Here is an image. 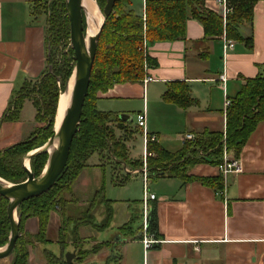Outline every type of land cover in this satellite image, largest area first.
I'll return each instance as SVG.
<instances>
[{
  "label": "crops",
  "instance_id": "crops-1",
  "mask_svg": "<svg viewBox=\"0 0 264 264\" xmlns=\"http://www.w3.org/2000/svg\"><path fill=\"white\" fill-rule=\"evenodd\" d=\"M202 1L207 9L220 14L217 0ZM34 2L0 0V151L26 140L38 126L34 118L36 110L28 99L23 101L17 120L1 122L13 93L25 82L36 81L46 69V15L35 10ZM143 8L144 0H141L133 10L141 15ZM240 33L246 37L248 27L241 26ZM252 39L251 48L244 41H235L233 48L224 52L223 35L205 36L202 25L189 14L184 39L147 46L156 63L147 70V75L154 78L147 85H158L157 97L161 100L167 82L183 80L189 85L191 98L196 100L195 104L181 108L162 99L164 103L158 105L156 114L176 131L170 139L163 133L164 125H155L151 114L147 119L149 88L146 91L142 82L114 84L99 92L96 107L104 112L127 114L126 101H141L142 109L135 114L144 113L147 132L171 152L181 148L185 133L222 131L225 98L234 96L246 78L264 75V0L257 1L253 7ZM222 74L226 78L224 83L219 79ZM25 112L29 116L23 119ZM174 116L177 119L173 121ZM236 158L242 172L224 177L223 195L199 181L183 182L177 177L154 179V191L150 193L154 199L147 206L156 208L157 238L135 229L129 222V231L139 238H129L120 229L104 235L103 228L95 227L100 224L95 223L96 219L103 215L99 213L101 216L95 218V209H91L90 222L78 226L71 223L66 229L71 237L66 233L67 240L61 244L58 242L61 219L56 211H51L45 244H55L56 250L52 252L44 243L35 242L28 248V264H36L38 255L45 257L41 264H47L48 252L53 256L63 255L65 260V251L75 253L72 264H264V121L257 124ZM98 161L99 157L97 161H88L84 169L99 166ZM83 171L74 184V196L79 199L75 206L86 205L88 201L81 199L88 195L87 190L79 187ZM134 174L130 176H137ZM187 174L219 176L216 165L210 163L197 164ZM126 208L129 212L132 209L128 205ZM138 212L143 219V202ZM86 225L92 227L88 230ZM38 229L36 217L24 221V230L29 234L35 235ZM145 236L153 240L148 247L143 242ZM77 247L85 252L91 247L98 251L78 261ZM8 257L0 259V264H10L12 260Z\"/></svg>",
  "mask_w": 264,
  "mask_h": 264
},
{
  "label": "trees",
  "instance_id": "trees-1",
  "mask_svg": "<svg viewBox=\"0 0 264 264\" xmlns=\"http://www.w3.org/2000/svg\"><path fill=\"white\" fill-rule=\"evenodd\" d=\"M95 1L102 11L106 0ZM257 1L259 0H226L231 12L223 20L220 14L207 9L202 0H144L141 15L131 8L130 0H115L112 12L104 20L99 32L80 124L72 140L66 165L46 193L18 206L16 211L20 218L19 235L11 253L10 264H28V246H33L34 240L24 239L22 233L27 218L38 219L39 229L34 237L39 243L47 241L49 214L56 206L59 207L61 219L58 236V242L61 244L67 240L66 229L71 223L78 226L85 221L90 222L91 209L98 201L96 197L88 202L85 211L78 216L73 215L69 209L79 201L73 194V186L94 154L98 155L100 160L114 161L115 166L112 167V171L119 184L125 183L131 176L130 172L119 175L117 166L123 170L124 168L131 171L138 170L140 173L145 166L146 183L149 178L177 177L183 182L199 181L215 190L222 189V177L193 176L188 175L187 171L200 163L217 165L221 162L223 148L233 157L239 156L257 124L264 121L263 74L246 78L237 93L227 98L229 104L223 112L225 123L222 131L203 130L194 134L193 140L182 141L181 148L173 152L163 148L157 141H148L145 156L141 159H130L128 155L125 143L137 132L136 128H130V119L124 120L121 119V114L98 110L96 100L99 92H105L114 84L142 82L147 70L156 65L148 54L147 46L158 41L173 42L184 39L189 14L202 25L205 36L225 35L233 41H244L251 48L253 7ZM47 2L46 7L40 10L46 15V69L36 81L25 82L13 93L1 120V122L17 120L23 101L28 99L36 110L35 121L40 124V127L37 126L26 140L0 151V177L11 183H20L26 179V170L22 165L23 156L43 145L51 136L58 97L64 92L74 66L71 47L57 58L58 42L70 39L65 0ZM244 25L249 31L246 37L240 33V27ZM83 26L85 27L84 20ZM162 99L181 108L196 103V100L190 96L189 85L183 80L167 82ZM116 130L121 134L117 135ZM47 157L46 153H39L30 158L29 167L35 176L42 171ZM7 205L8 200L0 196V247L7 243L10 234ZM148 213L146 233L157 238V214L154 205L150 207ZM110 216L107 214L95 227L102 229L108 226ZM86 217L89 219L86 220ZM120 230L129 238L140 237L129 231V224L120 227ZM97 251L98 249L93 248L83 253L87 256ZM47 255L52 254L48 252ZM46 259L49 264L50 259L48 257ZM80 260L79 257L78 261Z\"/></svg>",
  "mask_w": 264,
  "mask_h": 264
},
{
  "label": "water",
  "instance_id": "water-1",
  "mask_svg": "<svg viewBox=\"0 0 264 264\" xmlns=\"http://www.w3.org/2000/svg\"><path fill=\"white\" fill-rule=\"evenodd\" d=\"M101 21L96 26V31L87 35L89 21L93 19L87 8L85 0H65L66 14L70 28V46L73 50L74 66L68 79L64 92L68 100L62 111L61 118L56 126L57 108L54 117L52 134L47 141L23 156L22 165L26 170V179L20 183H11L0 177V196L8 200L7 215L10 222V234L7 243L0 249V259L11 255L19 235V215L17 208L23 202L46 193L55 183L63 171L70 146L78 131L84 99L87 94L90 73L97 49L99 32L104 20L110 16L115 0H106L101 11L93 0ZM83 20L85 27L83 26ZM59 94V95H60ZM59 100V97H58ZM121 119L128 120L129 116L121 114ZM46 153L48 155L44 167L38 176H35L29 167L32 156ZM149 220V213L145 223ZM74 252L65 254L66 264H72Z\"/></svg>",
  "mask_w": 264,
  "mask_h": 264
},
{
  "label": "rangeland",
  "instance_id": "rangeland-1",
  "mask_svg": "<svg viewBox=\"0 0 264 264\" xmlns=\"http://www.w3.org/2000/svg\"><path fill=\"white\" fill-rule=\"evenodd\" d=\"M47 1L49 0H35L34 2V8L35 10H43L44 7H46L47 5ZM130 6L133 5V7H136V4H141V0H130ZM40 4V5H39ZM131 6V8H133ZM71 47L70 46V40L68 39V41L66 40H60L57 44V58H59L61 56V54H64L68 48ZM144 86V85H143ZM146 91L149 88V92L147 93L148 96V100L149 103L147 106V119L148 117L152 116V119L154 121V124L157 125V123H160L161 125H164V134H166V136H169L168 138L170 139V137H174L176 135V131L167 125L166 120H161L157 117L156 114V110L157 107L160 103L163 102L162 98L161 100L157 97L158 93H159V89L156 87L158 86L157 84H146ZM148 86V87H147ZM118 103V102H115ZM164 103V102H163ZM124 104H126V106L128 107L127 109L128 112L127 115H129L130 119V128L131 129H137V132L134 133L132 135V137L130 139H128V141H126L127 145V149H128V155L130 159H141L142 158V148H143V143H142V136H141V132L140 129L136 126L135 123V119H134V114L137 110H141L142 109V102H137V101H126ZM167 108V107H165ZM109 109V108H108ZM21 112V110H20ZM20 112L18 117L20 116ZM27 116H29V114H27L26 112L24 113V118H26ZM136 116V114H135ZM177 119V116H174L173 121ZM179 119L181 120V117H179ZM174 123V122H173ZM175 124V123H174ZM38 126L40 127V124H38ZM158 126V125H157ZM176 126V125H175ZM116 134L120 135L121 132L119 130H116ZM163 134V135H164ZM132 140V141H129ZM169 146H167L168 148ZM97 161L98 160V155H93V157H91L89 159V162H93V161ZM99 166L95 167V168H86L83 171V175L80 176L79 178V187L87 190L88 191V195L82 196V198L84 199H88L86 205H82V206H72L70 207V212L74 213V215L82 213L85 211L86 207L88 206V202L90 203L92 198H97V205L95 206V208L93 207L94 210V216L95 218H99L101 215L99 213H101L103 216L100 217L99 219H96L95 223H101L103 221V219L107 216V214L111 215L109 218V223L108 226L106 228H103L104 231V235L105 234H109L110 232L113 233L114 230H119L120 227L124 226L125 224L131 223L132 227H134L135 229L140 228L141 231H144V227H143V219H142V214H140L138 211L140 210V208L142 207V199H143V182H142V177L143 174H141L140 172H135V174L133 173V171L130 170V174L131 175H137V176H131L130 179H128L125 183L123 184H119L118 180L114 178L113 175V171H112V167L115 166V163L112 159H105V160H100L98 161ZM96 163V162H94ZM105 163V164H104ZM104 164V165H103ZM103 165V166H102ZM144 166V165H143ZM117 172L119 175H124L127 174L123 168L121 169L120 166H117ZM120 169L122 170L120 172ZM140 175V176H138ZM155 180L153 178H149L148 179V183H147V189L146 191L148 193H151L154 191V184ZM76 189L73 186V194H75ZM108 205V206H106ZM125 205V206H124ZM127 205L129 207H131L133 209H131V211L129 212L127 210ZM106 206V207H105ZM136 209V210H135ZM139 209V210H138ZM59 207L56 206V208L53 211H56L59 214ZM105 214V215H104ZM95 221V219H94ZM143 221V222H142ZM92 227V225H86V229H88L89 227ZM89 230V229H88ZM106 230V231H105ZM23 236L24 239L30 241V240H34L33 241V245L35 242H38L34 235L29 234L27 231L24 230V226H23ZM68 235L70 236V233L67 232ZM71 237V236H70ZM44 245L46 248L50 249L52 252L55 249L56 250V246L53 243H49L48 242ZM30 246V245H29ZM28 246V247H29ZM2 247H0L1 249ZM94 247H91V249H93ZM77 255L81 258L80 261L85 260L87 258V256H85V251H82V249H80V247L75 248ZM68 251L64 252L67 253ZM85 252V253H83ZM97 253V252H96ZM90 254V253H89ZM95 254V253H93ZM83 256H85L84 258H82ZM46 257H48V259H50L49 264L55 262L56 264H62L63 262H65L64 260V256H52V255H46ZM11 258L12 260V254L8 257ZM44 258L42 255H38L35 258V263L36 264H41V261H44ZM46 263L48 264V262L46 261Z\"/></svg>",
  "mask_w": 264,
  "mask_h": 264
},
{
  "label": "built area",
  "instance_id": "built-area-1",
  "mask_svg": "<svg viewBox=\"0 0 264 264\" xmlns=\"http://www.w3.org/2000/svg\"><path fill=\"white\" fill-rule=\"evenodd\" d=\"M218 5L221 6V11H220V15L222 16L223 20H225L226 15H228L231 12V9L227 6L226 0H217L216 1ZM235 41H233L232 39H228L225 37V35H223V51L225 52L228 49L233 48ZM219 79L222 83L225 82L226 78L225 75L222 74L219 76ZM154 80V78L150 75H145V77L142 80V84L145 85ZM229 104V100L227 98H225L224 100V110L226 109V107ZM135 119V123L136 126L140 129L141 132V136H142V142H143V157L145 156V149H146V145L148 143V141L150 142H155L156 141V137L153 134H150L147 132L146 130V121H145V115L144 113H137L136 116L134 117ZM194 139V134L193 133H185L182 136V141L184 140H193ZM219 176L222 177L223 180V187L222 189H218L216 190V193L219 195H223L225 193V181H224V177L229 174V173H234V174H238L240 172H242V167L241 164L239 162V160L235 157H231L229 156L228 152L226 151L225 148H223V153H222V159L221 162L218 163L216 165ZM125 172H130V170L124 168ZM135 172H140L138 170L133 171V173ZM141 174H143L142 177V181H143V227H144V232H146V223H145V219L146 216L148 214V206H147V202L149 200L154 199V195L150 194L146 191L147 189V183H146V170H145V166L143 167V169L141 170ZM153 240L151 239H147L146 236L143 239V242L145 244V247H148Z\"/></svg>",
  "mask_w": 264,
  "mask_h": 264
},
{
  "label": "bare ground",
  "instance_id": "bare-ground-1",
  "mask_svg": "<svg viewBox=\"0 0 264 264\" xmlns=\"http://www.w3.org/2000/svg\"><path fill=\"white\" fill-rule=\"evenodd\" d=\"M85 3L87 4V8L90 11L91 15L93 16V19L89 21V30L87 35H91L93 32L96 31V26L99 25L101 21L100 14L97 11L96 5L93 0H85ZM68 100V96L65 94L59 95V101L57 106V117H56V126L59 123V120L62 115V111L65 107V104Z\"/></svg>",
  "mask_w": 264,
  "mask_h": 264
}]
</instances>
